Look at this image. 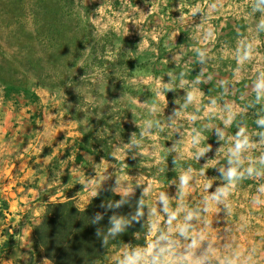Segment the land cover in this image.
Listing matches in <instances>:
<instances>
[{
    "label": "rangeland",
    "instance_id": "rangeland-1",
    "mask_svg": "<svg viewBox=\"0 0 264 264\" xmlns=\"http://www.w3.org/2000/svg\"><path fill=\"white\" fill-rule=\"evenodd\" d=\"M222 6L0 0V264H43L33 228L55 195L86 208L108 186L147 195L151 233L102 264H154L161 249L159 264H264V14L249 8L247 33Z\"/></svg>",
    "mask_w": 264,
    "mask_h": 264
},
{
    "label": "trees",
    "instance_id": "trees-1",
    "mask_svg": "<svg viewBox=\"0 0 264 264\" xmlns=\"http://www.w3.org/2000/svg\"><path fill=\"white\" fill-rule=\"evenodd\" d=\"M148 212V197L140 189L133 195H120L108 186L86 208L75 200L49 203L33 232L52 264H102L114 246H148ZM116 221L120 228L112 231ZM9 248L10 243L1 244L0 253Z\"/></svg>",
    "mask_w": 264,
    "mask_h": 264
},
{
    "label": "clouds",
    "instance_id": "clouds-1",
    "mask_svg": "<svg viewBox=\"0 0 264 264\" xmlns=\"http://www.w3.org/2000/svg\"><path fill=\"white\" fill-rule=\"evenodd\" d=\"M253 11H260L262 14H264V0H255V2L253 3ZM260 27L264 28V18H262L260 20ZM87 54V52H85V55ZM204 52H201L200 55L201 57L204 56ZM251 55V46L249 45L248 48L246 50H244L243 52V56L242 59H248ZM82 65V64H81ZM255 92H256V96H255V101L254 104H260L262 98H264V73H261V78L256 82L255 84ZM255 123L259 126H264V118H260L255 120ZM246 133V128L245 127H241L239 128V131L236 133V135L238 137H241V139H238L236 141L235 144V151L238 153L239 151H241L242 149H245L248 145H249V137L248 135L245 134ZM261 138L262 141H264V131H260L257 133ZM261 163L264 164V157L261 158ZM256 172V170L252 167L247 169V173L249 177H252L253 173ZM262 173L256 172V175L259 176ZM242 173L237 171V168L233 167L230 168L226 174V177L229 181V183H232L234 180H237L239 178H241ZM187 177L184 178V183H187ZM261 191H264V186H261ZM226 194V190L224 188H221L218 190V194L215 196V198L218 200L220 198V195ZM162 199H166L165 197H162ZM259 203V202H257ZM191 215H189L187 217V219H191ZM175 219L174 216L169 217V223H171V221ZM120 228V222L116 221L115 222V228L112 229V231H116L119 230ZM182 234L183 231H182ZM201 239H203V237H201ZM198 247V241L196 239L192 240L191 243V248H196ZM165 251H167L166 249H161V253L163 254ZM150 254V253H149ZM160 254H158L156 257H154V264H159V260H160ZM191 254L189 253L188 256L183 257L182 259L184 260H189L190 259ZM207 257L201 258L200 260H198L196 262V264H204V259H206ZM43 264H48V260H44ZM128 264H133L132 261H129ZM228 264H233V261H228Z\"/></svg>",
    "mask_w": 264,
    "mask_h": 264
},
{
    "label": "crops",
    "instance_id": "crops-1",
    "mask_svg": "<svg viewBox=\"0 0 264 264\" xmlns=\"http://www.w3.org/2000/svg\"><path fill=\"white\" fill-rule=\"evenodd\" d=\"M237 1L238 0H230V6L229 7H223L222 6V9H229L230 12L228 14H226V15H228L231 18H234V19L241 18V19L245 20L244 23L246 25V31H247V33H249V28H250L249 24H251V26H252V22L254 21V13L252 11V8H251V10L249 8L251 6H253V4H249V0L245 1L246 5H244L243 3H237ZM261 49H264V48L261 47ZM254 76H255V73L251 74L250 76H249V74L248 75L245 74L243 78L252 79V78H254ZM50 187H52V186H50ZM60 197H61L60 194H56L55 197L53 198L55 200L54 202L67 201V200H76L77 199V196H75V197H71V198H68V199L56 200L57 198H60ZM115 247H118V246H114L112 248V251H114ZM42 257H43V255H42ZM43 260H47L45 258V256L43 257ZM48 264H52V263H50L48 261Z\"/></svg>",
    "mask_w": 264,
    "mask_h": 264
}]
</instances>
